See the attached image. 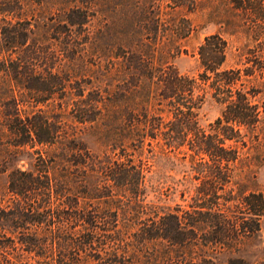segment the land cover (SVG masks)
Instances as JSON below:
<instances>
[{
	"label": "trees",
	"instance_id": "1",
	"mask_svg": "<svg viewBox=\"0 0 264 264\" xmlns=\"http://www.w3.org/2000/svg\"><path fill=\"white\" fill-rule=\"evenodd\" d=\"M196 10L264 37V0H0V264H264V65L215 31L181 72Z\"/></svg>",
	"mask_w": 264,
	"mask_h": 264
},
{
	"label": "rangeland",
	"instance_id": "2",
	"mask_svg": "<svg viewBox=\"0 0 264 264\" xmlns=\"http://www.w3.org/2000/svg\"><path fill=\"white\" fill-rule=\"evenodd\" d=\"M192 24L193 30L189 33L185 40L186 51L181 52L174 59L175 66L181 71L197 75V72L201 70L199 68V62L197 59L196 49L198 44L203 40L206 34L222 31L224 37L228 41V50L226 58L223 62V67H245L250 62L261 63L264 65V37H255L254 33L249 32H233L223 31V26L219 23H215L209 20L205 10H196L194 12L187 13ZM250 58V61H247ZM263 76L257 74L256 81L264 80ZM205 91V98L198 109V120L201 125L208 127L221 112L224 104L215 99L211 94V89L205 83H202ZM259 100H264V87L257 94ZM27 159H23L26 165ZM182 163H186V160H179ZM186 164L176 163L171 164L164 162L162 159L157 160L154 165L155 169H162L164 174H169L168 178L163 177L165 180L164 185L173 184V180L182 177V169L187 168ZM172 166V167H170ZM172 168V169H171ZM256 170V184L258 187L264 189V160L255 166ZM2 183V180H0ZM176 193L171 194L166 202L173 205L175 201L183 202L179 195ZM248 248V257H251V253H264V226L260 232V236L255 240Z\"/></svg>",
	"mask_w": 264,
	"mask_h": 264
}]
</instances>
